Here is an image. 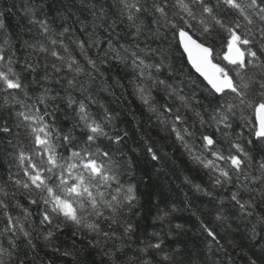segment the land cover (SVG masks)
I'll use <instances>...</instances> for the list:
<instances>
[{"label": "trees", "instance_id": "1", "mask_svg": "<svg viewBox=\"0 0 264 264\" xmlns=\"http://www.w3.org/2000/svg\"><path fill=\"white\" fill-rule=\"evenodd\" d=\"M141 2L143 3V0ZM150 5L151 0H147L146 6ZM29 9L35 20H43L49 24L53 32L57 33L55 38L63 39L72 49L73 56L86 68V59L73 44V38L86 42L88 34H92L99 44L89 48L88 55L97 60L103 75L94 72V79H90L86 74H81L76 77L75 87L69 88L67 81L73 74L66 68L56 72L52 65L60 62L47 53L36 50L41 44L49 48L52 46L42 34L39 23L29 22ZM219 15L225 22H229L234 16L231 11H225L223 8L220 9ZM126 17L127 12L120 0H0V20L5 24V27L0 29V48L3 49L0 55L5 56V60L0 61V68L7 71L10 58L14 71L19 74L24 85L23 90H10L12 95L25 105H35L43 111L44 105L39 104L37 98L45 88L49 89V95L55 96L56 100L49 101L47 110L49 113L54 112L56 119L54 121L52 115L46 119L65 131L71 128L74 122L73 107L79 102L87 104L92 117L99 122H103L101 118L105 110L111 112L115 116V128L105 125V130L110 134L122 135L124 131L128 133L122 145V154L117 153L115 156L117 163L121 164L120 181L125 186L133 185L137 196L132 212L129 213L125 207L119 215L118 223L97 221L101 227L99 235L89 234L86 229L74 235L75 229L68 225L63 230L53 229L55 235L46 242L42 232H46L48 228H40L36 206L28 205L22 190L15 188L9 179L10 176L13 180L22 178V173L17 176L18 150L24 148L27 152L31 146L23 135V130L15 126L14 113L20 110V104L14 102L11 96L6 97L4 92H0V128L8 126L11 129L10 133L0 132V188L9 193L6 199L2 196L0 199H5L9 205L8 211L13 217H23V212L16 206L17 203L29 208L32 212V226L29 227L27 222L24 226L32 232L33 244L36 246L33 251L22 235L13 237L11 232H4L7 220L0 209V248L6 252L2 257L4 264H20L21 259L24 264H141L142 260H149L151 264H249L252 259H255L257 264H264V253L261 252L264 247V224L259 223V219L264 217V201L257 192H241L242 200L255 197L254 207L247 210L252 215L241 213L238 205L230 198L231 192L237 190L235 177L227 188L214 186L210 178L214 174L194 163L174 137L156 121L155 115L148 112L138 99L134 84L139 81L134 78L131 56L125 54L127 65H118L112 60L106 65L100 64L99 60L109 51L110 44L122 54L120 44L133 47L138 45L139 48H144L145 45L157 48L160 44V41L150 39L151 32L155 29L151 24V15L141 14V18L145 20V29L135 40L131 35L135 30L129 27ZM65 27L69 31L64 37H60L58 33ZM195 38L200 39L199 35ZM168 39H172L170 32ZM25 41L36 48L27 46ZM207 43L215 49L213 62L228 67L223 61V53L227 49L221 47L220 37L214 35ZM164 44L167 47V41ZM56 47L63 54V49L59 45ZM256 50L259 52L258 47ZM181 52L182 50L173 51L170 58L180 71L172 77H169L167 69L154 75L166 79L167 83L178 91L183 89V94L191 95L194 88L191 81L202 79L193 70L190 71L186 57L182 56ZM260 55L264 56V53ZM146 59L151 62L156 57ZM29 64L35 66L34 72L27 68ZM253 71L256 70H249V74ZM81 88L84 91H81ZM195 90L200 101L198 110L204 112L205 108H209L208 101L211 97H207L203 87ZM68 96L74 101L73 107L68 106ZM89 96L97 103H91ZM153 96L158 104L164 103L161 90H154ZM193 104L196 106L195 101ZM204 115L207 118L208 112H204ZM191 120L192 116L189 114V124ZM236 124V131L243 133L238 142L250 149L247 144L250 139L249 129H240L238 120ZM197 128L199 129V125ZM204 130L215 135L214 129ZM74 134L77 137L83 135L79 129H76ZM233 139H236L235 135ZM145 141L155 146L159 161H151L146 155ZM101 143L108 145L107 140ZM218 143L227 152L229 145L222 140ZM250 150L255 161L249 171L252 176H256L258 173L255 162L260 160V156L256 150ZM194 151H199L198 143ZM123 161L130 162L131 168L123 166ZM239 179L259 191V183L251 184L245 181L242 175ZM196 185H199V190ZM12 193L16 195L13 196ZM218 214L226 219L218 221ZM126 224L133 226L128 235L124 231ZM201 225L212 230L217 240L213 241ZM253 229L256 232L254 240L250 239ZM9 240H14L19 247L13 249ZM157 242L161 243L159 250L148 247L149 244ZM53 248L59 251L53 252ZM142 248L146 251L141 252ZM9 251L11 256L7 254ZM64 252L69 255H62ZM165 255L169 257L168 260L163 259Z\"/></svg>", "mask_w": 264, "mask_h": 264}, {"label": "snow or ice", "instance_id": "2", "mask_svg": "<svg viewBox=\"0 0 264 264\" xmlns=\"http://www.w3.org/2000/svg\"><path fill=\"white\" fill-rule=\"evenodd\" d=\"M120 2L127 12L129 27L135 30L131 34L133 40L145 29V20L141 18V14H149L152 16L151 24L155 26L150 39L160 41V44L157 48L149 45L139 48L138 45L133 47L120 44L119 48L123 49V54L110 44L109 51L100 58V64L106 65L112 60L118 65H127L128 59L125 54L130 55L134 78L139 81L134 84V92L147 111L155 115L156 121L174 137L194 163L214 174L210 177L214 186L227 188L235 177L237 190L231 192V201L238 205L241 213L252 215L247 210L254 207L255 197L242 200L240 194L257 192L264 201V56L260 55L264 53V0H214V2L151 0L150 6H146L147 0H143V3L141 0ZM221 8L234 14L229 22H225L219 15ZM28 14L29 22L39 23L42 34L52 46L49 48L41 44L36 50L47 53L60 62L52 65L56 72L66 68L73 74L67 81L69 88L75 87L76 77L81 74H86L90 79H94V72L103 75L97 60L88 55V49L99 44L98 40L93 39L92 34H88L86 42L73 38V44L86 59V68L73 56L72 49L63 39L55 38L57 33L53 32L48 23L35 20L30 9ZM4 27L3 20H0V29ZM68 31L69 29L65 27L58 35L64 37ZM169 32L171 40L168 39ZM197 35L200 37L199 40L195 38ZM214 35L220 37L221 47L227 49L223 53V60L228 67L213 62L215 49L207 41ZM7 43L6 39L5 44ZM25 44L36 48L35 45H28L27 41ZM57 45L63 49V54L57 50ZM257 47L259 52L256 50ZM180 50L181 55L187 58L190 71L194 70L198 77L202 78V81L199 79L191 81L194 85L191 95L183 94V89L178 91L169 85L166 79L154 75L167 69L169 77H172L180 71L170 59L173 51ZM2 51L0 48V52ZM146 57L156 59L149 62ZM4 60L5 56L0 55V61ZM27 68L33 72L36 70L31 64L27 65ZM251 69L256 71L249 74ZM47 78L46 76L45 79ZM201 87L207 93V97H211L208 101L209 108L204 109V112H208L207 118L204 112L198 110L200 101L195 89ZM23 89L21 78L14 71L9 58L7 71L0 68V92H4L6 97L11 96L14 102L20 104V110L14 113L15 126L23 130V135L31 146L27 152L24 148L18 150L17 176L22 173V178L13 180L10 176L9 179L15 188L22 190L28 205L36 206L40 228H48L46 232H42L46 242L55 235L53 229L63 230L68 225L75 229L74 235L85 229L89 234L99 235L101 227L97 221L118 223L121 211L127 207L131 213L137 200L134 186L131 184L125 186L121 183V164L115 160L117 153L122 154L127 131L122 135L110 134L105 130V125L115 128V116L111 112L105 110L101 118L103 122H99L92 117L88 105L84 102H79L73 107L74 101L71 96L66 99L68 106L73 107L74 122L71 128L65 131L46 119L49 115H52L54 121L56 119L55 113H49L47 110L49 101L56 100L55 96L49 95L50 90L45 88L37 98L38 103L44 105V110L41 111L35 105H25L23 101L17 100L10 91ZM154 90L163 92V104L156 102ZM81 91L84 89L81 88ZM25 95L27 96V92ZM88 100L93 104L97 103L91 96ZM7 104L6 98L5 105ZM189 114L192 116L191 124L188 121ZM237 120L240 129H249L250 139L247 144L260 156V160L255 162L258 173L256 176H252L249 171L253 168L255 157L250 149H246L238 142L242 139L243 133L236 131ZM205 128L214 129L215 135L205 131ZM76 129L83 135L77 137L74 134ZM0 132L10 133L11 129L4 126L0 128ZM19 135L18 132L17 136ZM233 135L236 139H233ZM104 140L108 141L107 146L101 143ZM220 140L229 145L227 152L218 143ZM197 143L199 151H194ZM145 152L151 161H159L155 146L147 141ZM122 164L128 169L131 168L128 161H123ZM241 175L251 184L259 183V191L249 187V183L241 182L239 179ZM185 179L187 182V178ZM195 187L199 190V185ZM11 195L15 196L16 193ZM0 196L6 199L9 193L0 188ZM5 199H0V209L7 220L4 232H11L13 237L22 235L35 251L32 232L24 226L25 222L29 227L32 226V212L28 207L17 203L16 206L23 212V217H13L8 211L9 205ZM216 219L223 221L226 217L218 214ZM259 223L264 224V217L259 219ZM201 227L213 241L217 240L212 230L204 225ZM132 230L133 226L126 224L125 234H130ZM255 236L256 232L253 229L250 239L254 240ZM9 244L13 249L19 247L14 240H9ZM148 247L159 250L161 243L149 244ZM52 251L58 252L59 249L53 248ZM140 251L146 250L142 248ZM261 252L264 253V247L261 248ZM5 254V250L0 248V264H4L2 257ZM7 254L11 256L10 251ZM62 255L69 253L64 252ZM25 257L27 258V253ZM163 259L168 260L169 257L165 255ZM20 264H24L23 259ZM141 264L151 262L142 260ZM249 264H257V261L252 259Z\"/></svg>", "mask_w": 264, "mask_h": 264}, {"label": "bare ground", "instance_id": "3", "mask_svg": "<svg viewBox=\"0 0 264 264\" xmlns=\"http://www.w3.org/2000/svg\"><path fill=\"white\" fill-rule=\"evenodd\" d=\"M190 66V65H189ZM194 71V70H193ZM195 72V71H194ZM196 73V72H195ZM197 74V73H196ZM198 75V74H197Z\"/></svg>", "mask_w": 264, "mask_h": 264}, {"label": "water", "instance_id": "4", "mask_svg": "<svg viewBox=\"0 0 264 264\" xmlns=\"http://www.w3.org/2000/svg\"><path fill=\"white\" fill-rule=\"evenodd\" d=\"M186 57V56H185ZM186 60H187V58H186ZM201 78V77H200ZM202 79V78H201Z\"/></svg>", "mask_w": 264, "mask_h": 264}]
</instances>
